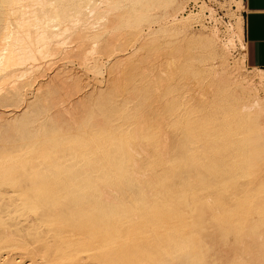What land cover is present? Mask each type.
<instances>
[{"label":"rangeland","instance_id":"1","mask_svg":"<svg viewBox=\"0 0 264 264\" xmlns=\"http://www.w3.org/2000/svg\"><path fill=\"white\" fill-rule=\"evenodd\" d=\"M22 1L20 0V3L18 4L21 5L22 3H24L25 6H27L26 7L27 9L24 8L26 10L18 11L17 14H15V16L24 17L26 15L24 18L26 17L32 18V20L29 21L30 23L33 21V17L34 18L38 17L39 20L40 18H42L41 21L37 19L38 21L32 22V23L34 24L39 23L38 25H40V22H41L42 23L41 25H44L42 27H40L41 25L37 27V25L35 24L36 29H34L33 26L35 25L30 24V23L26 24L25 27L27 29L31 28L28 30H32L30 31L31 36H28L30 38H28L27 36L26 38L28 40L30 39V41L32 40L31 42H33V38L36 39L35 37H37L35 36L36 34L34 33L38 32L39 29L41 31L43 27L45 28L46 26H49L52 23V22L49 23L50 22L49 20L51 19L50 17L52 14V11H51L53 9L52 7L55 5L56 2H54V0H41L38 2L39 4L36 3V1H35L36 4H34V2L31 0H22ZM146 1L148 3L153 4V6H155L156 9L150 11L152 16L150 15L147 18H144V19L142 18L137 21L136 16H135L137 13V9L140 7L142 2H146ZM100 2H101V5L99 4ZM104 2H105L104 0H61L60 8L64 11V18H63L61 26L62 27L66 26V29L65 31L63 30L64 32L62 31L60 35H57L56 37H54V40L51 39L50 41L51 44L53 43L56 44V42L58 41L62 42V43H59L60 52L56 54L47 55V57L46 56L42 57L39 55L41 59L46 58L43 60L38 59L39 56L36 55L34 58L36 59V62L35 60L32 61L30 59L31 61L30 63L29 60H26L27 61V62L25 61L26 63L23 62L20 64L21 67L20 66L19 67L21 69L18 68V65L11 69V73L16 74V75L13 74L15 77L19 74V77L17 76L18 80L14 78L13 76L14 79H12L11 77L10 78L11 81L16 80V82L18 81L17 83L19 84H20L19 81L22 82L26 80V82H28V83L22 82L19 85L14 81V83L20 86L21 90L24 88L23 85L25 86V88L28 87V89L24 88L25 91L22 90L24 91V93L27 91L25 93V96H26L25 98H24V95L23 96L21 95V94H24L22 91L19 92V95H21L22 97L19 95L11 96L9 94H8L9 97L8 96H7L8 98L6 97L5 93L7 94V91H8L7 88H10L11 85H14V83L9 80V76L7 77L8 81L6 79H5L6 82H4L5 80L3 81L5 84L3 82L1 83L0 89L2 90L3 88V90L5 91L6 89V91L4 92L3 90L2 91L0 90L1 92H3V93H0L1 97L5 96L2 100L0 99V112H2V115L0 113V132L2 131L0 133V161L8 156H16L14 161L6 162L5 164L10 165V166L25 165L23 169L20 167H16V168H13L9 173L10 177L11 175L12 177H15V176L18 177L17 174L19 172L26 173V175H24L25 179H23L24 177L23 178L20 177L18 179L19 182L17 181V184L18 183L20 184V181L22 180L23 182L26 183L28 182L29 179H33V178H35L36 180L43 179L45 183L44 185H46L48 188L53 189L54 184H55L54 181L58 180V177L52 178V176L49 175L50 171L53 172L54 170H57L56 173H59V174L60 172H63V171H66L68 173L67 167L59 166V167L53 168L50 165L51 163L48 161V158L54 154V148H55L54 146L63 147L65 144H67V139L72 138V139H76V141L77 140L84 141L85 143L83 146L85 147L84 150H88L89 148H91L94 143L95 144L99 143L102 145L103 148H108L109 147L108 142L106 141L107 143L106 144L104 143L103 140H101L102 135L105 132H108L110 128L114 130V128L116 127L119 129V131L122 129L121 137L125 138V141H126L125 142L126 147L125 145H123V148H125L123 149V152L125 151L124 152L125 156L123 159H127V160L122 159L121 164L123 166L125 165L128 169L134 168L138 171L139 170L141 171L143 168L144 170L142 171H144V173H141V174L149 173L150 175V172L156 175L159 174L161 167H163L161 165L167 162L169 158L171 157V154L169 155V153L172 152L173 148L181 146V145L191 150V152L194 150L193 151L194 154H199L202 150L204 151V148H205V150L208 151L206 152V159L209 161V159H211L209 158L210 156L212 155L217 156L214 150L217 148L213 149L209 147L208 149L207 145L205 144V140L208 138L206 134V130L211 121H213L215 130L217 128H221L222 130L223 123H221L222 125H219L218 123L223 120L222 118L223 116L230 117V116H233L234 114L233 119L231 117L226 120L228 123L227 126L230 124L229 122L231 120H233L231 121V123L234 125V123L237 121V117H238V120H241L244 118V120L248 121L249 119L253 118L257 114L256 112L260 110L259 107L264 108V106H262L264 105V83H262L258 78L259 75L264 72H260L258 68H254L248 65L246 61V55H245L246 45H244L243 40L235 41L234 43L235 46L233 48L234 51L232 52V54L229 53L228 47L222 42V41H225V39L228 37L227 32H226V29H227V25H226L227 23L225 22L226 18L227 20H229L228 23H230L231 25L234 24L235 30L239 33L240 37H242L241 12H242L243 7H242L241 0H179V2H177V4H175L174 7H170V6H172V4L175 3V0H140V1L139 0H116V5L115 4L114 5L116 6L117 10H115V7H114V11H112L113 9L109 11L112 13H109L107 11V7L109 6H106V4H103ZM190 2H195V8L187 10V6ZM48 4H49V7H48ZM232 4H234L236 10H233ZM206 6L210 7L209 9H213L211 10L212 15L206 12L207 11V8H205ZM19 12L22 13V15L24 13V15L22 16ZM42 13L45 14V17ZM30 14H32L33 16H31ZM114 14H116V16ZM111 15L114 18L112 17L111 19ZM42 21L48 22V23H43ZM12 28H15V26L12 25ZM35 30L37 31L35 32ZM76 32L79 35L78 34L75 35ZM80 34H82L81 37H80ZM24 37L25 36H22V37L20 36L21 38L20 43L22 45H23L22 43L23 40L26 43L28 42L26 38L22 40V38ZM75 37L77 38L75 39ZM205 38H208L210 40L206 41ZM122 40H123V43H121ZM35 41L37 42V40H34V42ZM124 41L126 43H124ZM34 42L32 46H34L35 48L37 44ZM79 45H82V46H79ZM102 47L104 48V50L102 49ZM105 48H106L107 53L104 52ZM100 49H102L103 51H101ZM67 54L68 56H64ZM82 54L83 55L86 54L85 56L87 58L85 56H84L85 59L83 57L82 58L79 57ZM82 60L84 61L82 62ZM33 62L35 63V65H30L29 67V64H34ZM173 65L175 68L173 67ZM34 67L35 68L39 67V69L38 70L36 69V71L34 72L33 71L35 70ZM171 67L173 68L171 69ZM24 68H25L24 71H27L30 73V74L28 73L29 75H27L26 77L25 75L27 74V72L23 75H20L21 74L20 71H23ZM41 69H42V72H41ZM30 70H32L33 72H31ZM2 72L3 70H1L0 76H2L5 73V72L3 73ZM12 74H10V76H12ZM35 75L36 76L38 75L36 79L34 78ZM28 76L31 77V79H28L29 78ZM224 76L227 77V80L225 79V81H223ZM20 77H23L24 79ZM32 78H34L33 80L34 82L32 81ZM30 80L33 82V84L30 83L32 85H29ZM37 86L38 88H41V89L37 88L39 92L35 88ZM52 87L53 88L55 87V89H53ZM52 91L55 92L53 95L51 94ZM71 92H72L73 97L70 94ZM51 95H52V98H51ZM44 96L45 98H43ZM65 97L67 98L69 97V98L67 99ZM61 99L66 103H64ZM252 99H253V102H252ZM12 100L13 101L17 100V103L14 101L16 104V106L14 104V107H12L11 106L12 104H10V103H13ZM26 100H30V101H26ZM60 100L63 103L60 102ZM244 100L245 102H248V103H245ZM18 101L20 102L18 103ZM42 101L45 102L46 106L44 102ZM240 101H242L246 105L242 107L241 106L242 102ZM46 102H48L49 105ZM50 102H52L51 105H50ZM73 102L76 105H74ZM71 105L73 107H71ZM236 105L240 109L235 108V112H233L234 106ZM23 106H26V107H23ZM85 106H86V110H85ZM220 106L221 108L219 109ZM224 106L226 109L222 108ZM226 106H228L229 110ZM18 107H19V110H15ZM72 109L74 113L72 112ZM77 110L79 114L77 113V115H75ZM82 110H84L85 112ZM93 110L96 112L93 113L94 112ZM214 110H217L216 113L214 112ZM226 110L227 112H229L228 113L229 115H227ZM55 111H57V114ZM58 114L59 115L61 114V115L59 116ZM71 114H74L73 117ZM235 114L237 116H235ZM92 115L96 116L99 120L101 119L100 121L102 123L101 125L102 127L99 126L100 122L98 119H97L98 122L94 119V117L92 118L93 120L91 119ZM106 115L108 116V118ZM111 115L113 116L111 117ZM120 115H122L123 118H121ZM162 115L163 117H161ZM218 115H222V117L221 116L219 117ZM69 116H71L72 118L71 117L69 118ZM77 116L79 117L77 118ZM81 116L83 117L81 118ZM126 116L127 118L129 116H131V118L134 117L133 118L134 122L128 121L130 117L127 119ZM113 117L115 119L118 117L119 119L117 118L118 119L117 121L115 119L112 120ZM135 117H136V120H135ZM158 117L159 118L161 117V118L159 119ZM124 118H126V123L128 121V124H125V121H123ZM176 118L179 119L180 121L179 120L177 121ZM57 119H58V122H57ZM120 119L123 122H120ZM69 120L70 121L76 120V123H74L75 124L74 127L73 126L70 127V125H72V122L70 124ZM135 121H138L136 123L138 126H140V124L142 126L143 124L142 126L144 127L143 129L142 127L141 128L139 127L141 131L138 127L136 129ZM146 122H148L147 125H146ZM151 122L152 124L155 123L154 124L155 127L154 126L152 127ZM67 123H69L70 125ZM94 123L98 125L95 126ZM144 123L146 126H144ZM117 124L119 125L117 126ZM232 124L228 126L231 129L233 127ZM63 125L66 127H63ZM176 125H177V130H175ZM91 126L93 127L91 128ZM94 126L95 127L98 126V127L94 128ZM180 127L183 128L184 132L182 131V129H180ZM131 128L132 129L134 128L133 131ZM71 129H73V131ZM157 129H158V132H157ZM68 131L70 133L71 132H74V133H71V136H70ZM123 131L126 133H124ZM130 131L132 133L129 135ZM62 132H65L68 135L67 134L64 135V133L62 134ZM173 132L175 133L173 134ZM135 133L137 136L132 135ZM179 133H180V136H179ZM184 134L186 135L183 136ZM202 134H203V137H202ZM167 135L171 141L170 143L169 141L164 140L167 138L166 137ZM159 136H160V140H159ZM186 136H188L187 139H185ZM205 137L206 139L204 140ZM174 138H176V140ZM181 138H184L187 141L185 142L184 139L182 140ZM193 138L194 139L196 138L195 140H197L196 141L197 145L194 147H198L199 145L201 149L203 148L202 150L200 148L193 149V145L196 144ZM141 139H144V141L142 140L143 144L141 142ZM162 139L166 141L165 142L166 148H164L163 146L164 144L160 145V143L163 142L161 141ZM127 141L129 143L131 142L133 145V147H131L132 148L131 154H130V150L127 149V148H130L128 147V145H130L131 143L129 144ZM167 142L169 144H167ZM87 144H89L90 147ZM134 144H137L136 145L137 147ZM74 145H73V148L71 147L68 152H70L71 154H75V153L79 154L82 151V148H80V146H77V144H74ZM142 145H143V148L141 147ZM218 146L222 148L221 145H218ZM158 147L161 148L160 151H158L159 150ZM28 149L31 152H35V155L37 156H34L33 159L29 161L19 160L18 156H21L22 154H24ZM133 149H135V152L137 149L139 150V151L137 150V152L139 153V154L136 153L137 156L136 154L133 153ZM211 149L212 151H210ZM167 150L169 153L167 152ZM220 151L218 152L220 153ZM140 152L142 155H140ZM147 152L149 155L147 154ZM144 153L148 157H144L146 156ZM213 156H212V159H213ZM139 157H141V159ZM90 158L91 156H89V159ZM135 159L138 164V168L137 166L135 168V166L132 164V160H135ZM212 159L208 162L209 164H211ZM90 161H93V160H90ZM86 162L87 160L80 161L79 157L71 158L69 160L64 161L65 164H69L70 166H83L84 168L83 167H79V168L81 170L83 169L87 170V172H89V170L90 172H93V168H95V165L93 163H91L92 165L87 164ZM102 162L104 164L107 163L106 160ZM150 162L152 166L151 164H149ZM30 163L34 164L33 165L34 169H38L39 171H41L40 174H38L37 176L33 178L28 177ZM153 164L155 166H153ZM42 165L46 167L47 169L42 167ZM86 165L88 166L86 167ZM232 165L234 166V164ZM232 165L230 164V166ZM157 166L160 169H158ZM191 170L192 171H190V173L193 176L195 173H197V175L199 173L201 174L200 176H202V170H199V169L197 171L193 169ZM213 171H214L213 174L219 175V173L216 170L213 169ZM43 176L44 178H42ZM200 176L198 175L197 177H200ZM194 177H196V175ZM139 178L142 179V178H150V177H145L141 175V177H138V179ZM145 180L148 181V179H145ZM222 180H223V186H224L223 189H225L224 191L226 190L228 191L230 189L232 190V188L228 185L227 179H222ZM48 182L51 183V185H49ZM209 183L210 181L206 184L205 187H203L204 189L202 188L204 190L202 196L204 195L203 196L204 198L213 200L216 197V193L212 191L214 189V186ZM224 183H226V185ZM25 185L23 184L22 187L24 186L25 188L27 186ZM196 185L193 187L198 188L199 187L198 184ZM7 189L8 191L10 190L9 191L10 194L6 193ZM11 192L12 194L13 193L14 194L12 195ZM205 192L208 194H206ZM17 193H18L17 187H15L14 185L8 182L0 181V197H1L0 198V210H2V212L0 211V222H1L0 227H2L0 228V232L1 233L3 232V234L6 228L7 229L10 228L11 232L12 230L14 231L15 229V225H14L15 221L13 220H15L16 218H13L14 216L12 217L13 213H11L10 211L8 212V209L10 208L9 203H14L15 202L14 200H16L17 202L20 200V198L22 200L23 196L21 195L19 196ZM37 194L42 195V196H47L50 198L54 196V192L47 188H45V190H42L41 192H38ZM16 197H18L19 200ZM226 198L224 200V204L226 208H228V211L230 210L231 212L235 211L237 213L236 217L239 220H242L244 218H247L250 221L253 220L252 222L256 223V226H257L256 228H258V225H259V228L257 229L258 233L256 229L254 228L255 233H257V235L259 236L264 235V216H259L256 214L249 215L246 211V208H244L242 204L243 201L241 202V200H239L240 198L238 199L234 195L230 194L228 197L226 196ZM21 200L19 202H21ZM233 200L234 201L236 200V202L234 203L236 205L231 203V201L234 202ZM3 201H4L3 203L4 205L1 203ZM5 202L8 204V206L5 205ZM3 207L5 210H3ZM3 215L7 216L8 218L4 217ZM22 215L24 216V214ZM9 216H10V219H9ZM23 216H21L20 218H22ZM37 216L40 217L39 214ZM25 217H28V216H25ZM6 222H11L14 227L10 226L8 228L9 223L6 224ZM11 223L10 225H12ZM237 225H238V230L242 231L243 228L239 226L240 224L237 223ZM3 228L5 229L3 230ZM9 230H7L8 233H9ZM10 235H7V236L9 237ZM229 235H227V239L229 240V242H231L232 240H234L233 238L235 236L233 234H229ZM258 240H259V243H257L254 246L256 248L255 253L258 256L260 255V259L262 260L261 264H264V258H262L264 257V254H261V252H264V236H261L260 239ZM16 242L17 241H15V243ZM23 243H27V242L24 241ZM31 245L29 244L28 246H31ZM34 245H36V243ZM0 252H1L0 255H2L0 256V261H1V257H2V260L4 259L3 261L0 262V264L1 263L2 264H10V263L23 264L27 259H29V257L32 256L25 249L23 250V249H19L16 247H7V248L5 247L3 249H0ZM2 252H5L4 254H6L5 255L6 257L4 256ZM222 254H226V251L223 250ZM81 257H83L81 258V260L83 259V261H81L80 258L79 259L75 258L72 260H66L65 261L66 263L64 262V264H67L69 262L71 264L73 263L82 264V263H85L84 258L87 264H93L90 258L88 260V258L85 256H81ZM208 259H211V258L209 257ZM243 263L248 264L246 262H243ZM33 264H37V261L34 262Z\"/></svg>","mask_w":264,"mask_h":264},{"label":"bare ground","instance_id":"2","mask_svg":"<svg viewBox=\"0 0 264 264\" xmlns=\"http://www.w3.org/2000/svg\"><path fill=\"white\" fill-rule=\"evenodd\" d=\"M31 1H33L34 4H36L41 0H31ZM35 1H36V3H35ZM104 1L105 2L103 4H106V6H109V7H107L108 12L111 11L112 9H113L112 11H114V7H115V10H117V8L115 6L116 0H104ZM22 2H24V1H22ZM54 2H56V3L53 7L51 6L53 9L51 10L52 11V14L50 17L51 19L49 20L50 21L49 23H51V22L52 23L49 26H46L45 28L43 27L41 31L39 29L40 32L39 31L36 32L37 30H35L36 33H34V34H36L35 36H37V37H35L36 39L33 38V42H34V40H37V42L36 41L34 42L37 45L35 44L36 46L34 48V46H32L33 45V42H31L32 40L30 41V39L28 40L26 38V36L27 37L31 36L30 31H32V30H28L31 28L27 29L25 27L26 24L30 23L29 21L32 20V18H29V17L24 18L26 15L24 17L15 16V14H17L18 11L26 10L27 6H25L24 3L19 5L18 3H20V0H0V73H1V70H3V72H5L2 76H0L1 77L0 78L1 79L0 80V86H1V83L5 79L6 80L8 79L7 78L8 76H9V80L11 77H12V79H14V78L17 79V76L19 77L18 73H17L18 75L16 77L14 76V75H16L15 73H13L14 75L11 73V69L13 67L18 65V68H20L21 67L20 64L23 62L26 63L27 62L26 60H29V62L31 63L30 59L32 61L35 60V62H36V59H34L36 55H38V56L40 55L42 57H44V56L47 57V55L56 54V53L60 52V49H59L60 44L59 43H62V42L58 41V42H56V44H54V43L51 44L50 41H51V39L54 40V37H56L57 35H60L63 30L65 31L66 26H64L65 28L61 26L63 18H64V11L60 8L61 0H54ZM177 2H179V0H177V1L175 0V3L172 4V6H170V7H174L175 4H177ZM99 4L101 5V2ZM48 7H49V4H48ZM170 7H169V9H170ZM242 7H243V5H242ZM24 8H26V9H24ZM205 8H207L206 12H208L210 15H212L211 10H213V9H209L210 7H208V6H206ZM232 8H233V10H236L234 4H232ZM155 9H156V7L153 6V4L148 3L147 1L142 2L140 7L137 9V13L135 15L137 21L139 19H142V18L144 19V18L149 17L151 15L150 11L155 10ZM107 13H105V14H107ZM109 13H112V12H109ZM20 14L22 15V13H20ZM32 14H30V15L33 16ZM23 15H24V13H23ZM43 15L45 17V14H43ZM114 15L116 16V14H114ZM112 17L113 16L111 15V19H112ZM37 19H38V17L37 18L33 17L32 22H36L39 20V19L38 20ZM41 19L42 18H40L39 21H41ZM48 19H49V17H48ZM32 22L30 24H33V25L36 24V23L34 24ZM42 22L48 23V22H44V21H42ZM38 24H36L37 27L40 26L42 23L40 22V25H38ZM12 25H14L15 28H12ZM36 25L33 26L34 29H36L35 28ZM42 26H44V25H41L40 27H42ZM213 30H215V29H213ZM77 32L75 35H77L79 33V32L78 33ZM226 32H227L228 37L225 39V41H222V42L228 47L229 53L232 54V52L234 51L233 48L235 46V44H234L235 41L236 40H238V41L243 40V28H242V37H240L239 33L235 30L234 24L233 25L229 24L227 26ZM32 34H33V32H32ZM81 35L82 34H80V37H81ZM20 36L21 37L25 36L24 38H22V40L26 38V40L28 42L26 43L23 40V42H22L23 45H22L20 43L21 42ZM60 37H58V38H60ZM28 38H30V37H28ZM68 38H69V36H68ZM76 38L77 37H75V39ZM205 40L209 41L210 39L205 38ZM119 41H118V43H119ZM73 42H74V40H73ZM121 43H123V40ZM124 43H126V42L124 41ZM203 43H204V41H203ZM117 45H119V44H117ZM79 46H82V45H79ZM79 46H78V48H79ZM91 47H93V46H91ZM102 49L104 50L103 47H102ZM102 49H100V50L103 51ZM75 50H76V48H75ZM79 52H78V54H79ZM104 52H106V48H105ZM103 54H105V53H103ZM85 55L82 54L79 57L84 58ZM40 56L38 57V59H40V60L46 59V58L41 59ZM64 56H68V54L64 55ZM62 58H64V57H62ZM76 58H74V59H76ZM173 58H174V56H173ZM223 60H225V59H223ZM83 61L84 60H82V62ZM30 65H35V63L29 64V67H30ZM174 65H173V67H174ZM173 67H171V69ZM34 68H32V69H34ZM36 69L38 70L39 67H36L35 70H33V71L35 72ZM24 70H25V68L23 69V71H20L21 72L20 75H23L27 72ZM30 71L33 72L32 70H30ZM58 71H60V70H58ZM64 71H65V69H64ZM259 71L264 72V70H262V69H259ZM41 72H42V69H41ZM28 73L29 72H27L25 77L30 74V73L29 74ZM10 74H12V76H10ZM38 75L37 76L35 75L34 78L36 79V77H38ZM13 76H14V78H13ZM23 77H20V78H23ZM54 77H55V75H54ZM20 78H19V80H20ZM34 78H32V81L34 80ZM258 78L262 83H264V73H261ZM28 79H31V77H29ZM61 79H62V77H61ZM225 79L227 80V77L224 76L223 81H225ZM6 80L4 82H6ZM14 81L16 82V80H14ZM14 81H11V82L14 83ZM32 81L30 80L29 85L33 84L34 81L33 82ZM19 82L21 84L22 82H26V80L22 81V82L19 81ZM16 83H14V85H11V83H10L11 87L9 86L10 88H7V90H8L7 94L5 93L6 97L8 96V94L11 96H17V95H19L20 91H22V90L25 91V89H28V87L25 88V86L23 85V87L25 89L22 87L23 89L21 90L20 86H19L20 84L17 83V84H19V85H17ZM26 83H28V82H26ZM30 83H32V84H30ZM50 83H52V82H50ZM65 85H67V84H65ZM55 87L54 88L52 87V88L55 89ZM58 87H57V89H58ZM35 88L37 89L38 86ZM38 89H41V88H38ZM38 89H37V91H38ZM2 90H3V88H2ZM1 91H0V93H3ZM5 91H6V89H5ZM24 91H22V92L24 93ZM40 92H42V91H40ZM52 92H51V94L53 95L56 91L53 93ZM25 93L21 94L22 96L24 95V98L26 97ZM70 94L72 96V92ZM21 95H19V96H21ZM52 95H51V98H52ZM4 97L5 96L1 97V95H0L1 100ZM43 98H45V96ZM65 98H67V97H65ZM17 100H14V101L17 103ZM61 100H60V102L63 101V100L62 101ZM64 100H66V99H64ZM245 100H244V102H245ZM14 101H13V103H10V104H12L11 105L12 107H14V104H15ZM26 101H30V100H26ZM19 102L20 101H18V103ZM42 102H44V101H42ZM240 102H242V101H240ZM252 102H253V99H252ZM25 103H27V102H25ZM46 103H48V102H46ZM51 103L52 102H50V105H51ZM64 103H66V102H64ZM75 103H74V105H76ZM245 103H248V102H245ZM245 103L242 102L241 106L242 107L245 106L246 105ZM22 104H23V102H22ZM44 104H45V102H44ZM238 104H240V103H238ZM48 105H49V103H48ZM15 106H16V104H15ZM20 106H22V105H20ZM45 106H46V104H45ZM262 106H264V105H262ZM23 107H26V106H23ZM71 107H73V106L71 105ZM226 107L228 108V106H226ZM66 108H67V106H66ZM220 108H221V106L219 107V109ZM222 108H225V106ZM235 108H239V107L237 105L234 106L233 112H235ZM73 109H72V112H73ZM239 109H238V111H239ZM259 109L260 110L258 112H256L257 114L254 117L252 116L253 118L250 117L251 119H249L248 121L244 120V118L241 120H238V117H237V121L235 123L233 122L234 123V125H233L231 123V121H233V120L230 119L231 121L230 122L228 121V122L230 123L229 125H231V124L233 125L232 129L228 127L229 125L227 126L228 123L226 120L228 118H231V117L233 119L234 114H233V116H230V117H227V116L222 117V115H218L219 117L221 116L223 118V120H222L223 122L220 121L218 123L219 125H222L221 123H223L222 130H221V128H217L215 130L214 125H213V121H211L209 123V125L207 124L208 127L206 130V134H207L208 138L207 139H206V137L204 138V140L206 139L205 144L207 145L208 149H209V147H211L213 149L217 148V149H214L215 154H217V156L212 155L213 159H212V156L209 157L212 159L211 164L208 163L211 159H209V161L206 159V152H208V151L205 150V148L203 151L202 150L203 148L201 149L199 147V145H198V147H194L197 145V143H196L197 140H195L196 138L195 139L193 138L195 140V143H196L195 145H193V149L194 148H200L202 151L199 154H194L193 149H192L193 150L192 151L193 153H192L191 150H189L188 148H185V146H182L181 144H180L181 146L173 148L172 152L170 150L171 153H169L167 150L169 155L171 154V157L169 158L168 161L166 160L167 162H165V163H163V165H161L163 167H161V170H160L159 174H157V175L152 174L150 171H148V172H150V175H149V173L148 174H141V173H144V171H142V170H144L142 167H141L142 170L138 171L134 168L128 169L125 165L123 166L121 164L122 159L125 156V153H124L125 151L123 152V149H125V148H123V145H125L126 141H125V138L121 137L122 129L119 131V129L117 127L114 128V130L112 128H110V130L108 129L109 131L105 132L102 135L101 140H103L104 143H106V141L108 142V146H109L108 148H103L102 145L99 143H96V144L92 143L93 146L91 148H89L88 150H84V148H85V147H83L85 144L84 141H81V140L76 141V139H72V138L67 139V144H65L63 147L54 146L55 147L54 148V154L48 158V161L51 163L50 165L53 168L59 167V166L67 167L68 173L66 171H63V172H60V174H59V173H56L57 170H54L53 172L50 171L49 175L52 176V178L58 177V180L54 181L55 184H54L53 189L48 188L46 185H44L45 183H44L43 179L36 180L35 178H33V177L37 176L38 174H40L41 171H39L38 169H34L33 168L34 164H31V163L29 164V171H28L29 175H28V177H31L33 179H29L30 181L28 180V182H26V183L23 182V180H22V181H20V184L19 183L17 184L18 179L20 177L23 178L24 175H26V173L25 172H21V173L19 172L17 174L18 177H16V176L12 177V175L10 177L9 173L13 168L20 167L23 169L25 167V165L10 166V165L5 164L6 162L14 161L16 156H8V157L2 159L0 161V179H1L0 181L8 182V183L14 185L15 187H17V191H18L17 194L19 196L20 195L23 196V198H22V200L20 198L21 202H19L20 201L19 198L16 197L19 200V201H17L19 203H17L16 200H14L15 201L14 203L8 202L9 206H10V208L8 209V212L10 211L11 213H13L12 217L14 216L13 218H16L15 220H13V221H15V223L12 221L15 225V229L13 228L14 231L12 230V232H11V229L9 227L10 226L12 227L13 224L11 222H6V224L9 223L8 228L10 230L6 228V230H5L6 233H5V231H4V234H3V232L2 233L0 232V249H3L5 247L6 248L7 247H16V248L23 249V250L25 249L32 256L29 257V259H27L23 264H33L36 261H37V264L38 263L39 264H64V262L66 260H72V259L77 258L78 256H80V257H78L77 259L80 258V260H81V258H83L81 256L87 257L88 260L90 258L92 260V261L91 260L90 261L93 264H245L243 262H246L248 264H261L262 260L260 259V255L258 256L255 253L256 248L254 247L257 243H259L258 239H260L261 236H264V235H261V236L257 235V233H258L257 229L259 228V225H258V228H256L257 227L256 223L252 222L253 220L252 221L248 220L247 218L239 220L236 217L237 213L235 211L231 212V210L228 211V208H226V206L224 204V200H225L226 196L228 197L231 194V195L236 196L238 199L240 198L239 200H241V202L243 201L242 204H243L244 208H246V211L249 215L256 214L259 216H264V215H262V214H264V108L259 107ZM15 110H19V107ZM85 110H86V106H85ZM217 110H214V112L216 113ZM228 110H229V108H228ZM82 111H84V110H82ZM82 111H80V112H82ZM219 111H218V113H219ZM230 111H232V110H230ZM55 112L57 114V111H55ZM95 112L96 111H94L93 113H95ZM226 112H227V110H226ZM0 113L2 115V112H0ZM60 113H61V111H60ZM77 113H78V110L75 113V115H77ZM93 113H91V114H93ZM228 113L229 112H227V115H229ZM249 113H251V112H249ZM66 114H68V113H66ZM238 114H239V112H238ZM71 115L73 117L74 114H71ZM83 116H81V118ZM112 116L113 115H111V117ZM120 116H121V118H123L122 115H120ZM235 116H237V115L235 114ZM70 117L71 116H69V118ZM78 117L79 116H77V118ZM93 117L97 121L98 118L96 116L92 115L91 119ZM129 117H128L129 118L128 121L134 122V120H133L134 117L133 116H132L133 118H131V116H129ZM161 117H163V115ZM60 118H59V120H60ZM107 118H108V116H107ZM117 118L115 119L113 117L112 120L115 119L117 121L119 119V118L118 119ZM126 118H127V116H126ZM126 118H124L125 120L123 119V121H125V124H128V121L126 123ZM73 119H75V118H73ZM100 120H99V122H100L99 126L102 127L101 126L102 123ZM135 120H136V117H135ZM178 120L179 119H177V121ZM218 120H219V118H218ZM73 121H75V122H73ZM123 121L120 119V122H123ZM204 121H206V120H204ZM57 122H58V119H57ZM69 122H70V124L72 122V125H70L69 123H67V124H69L70 127L71 126L74 127L75 126L74 123H76V120H72V121L69 120ZM133 122H131V123H133ZM137 122L138 121H135L136 129H137V127L141 128L143 126V124H142V126H141V124H140V126H138L136 124ZM152 122H153V120H152ZM152 122H151V124H152ZM181 122H183V121H181ZM147 123L148 122H146V125H147ZM164 123H165V121H164ZM154 124L155 123L152 124V127L154 126ZM178 124H180V123H178ZM182 124H184V123H182ZM96 125H98V124H95V126ZM113 125H114V123H113ZM118 125L119 124H117V126ZM123 125H124V123H123ZM146 125L144 123V126H146ZM177 125H176L175 130H177ZM95 126H94V128L98 127V126L97 127H95ZM130 126H131V124H130ZM182 126H184V125H182ZM63 127H66V126L63 125ZM92 127L93 126H91V128ZM132 127H133V125H132ZM149 127H151V126H149ZM162 127H164V126H162ZM143 128L144 127H142V129ZM61 129H62V127H61ZM68 129H70V128H68ZM133 129H132V131H133ZM158 129H157V132H158ZM180 129H182V131H183V128L180 127ZM71 130L73 131V129H71ZM140 131H141V129H140ZM65 132H62V134L64 133V135H66L67 133H65ZM75 132H77V131H75ZM157 132H155V133H157ZM175 132H173V134ZM68 133L71 136V133H74V132L70 133L68 131ZM124 133H126V132H124ZM131 133L132 132L130 131L129 135ZM197 133H198V131H197ZM203 134H202V137H203ZM132 135H136V133L132 134ZM185 135L186 134H184L183 136H185ZM179 136H180V133H179ZM166 137L167 138L164 140L169 141V143H170L171 141L168 138V135ZM173 137H174V135H173ZM187 137L188 136H186L185 139H187ZM174 139L176 140V138H174ZM181 139L183 140L184 138H181ZM185 139H184V141L186 142L187 140H185ZM142 140L144 141V139H141V142H142ZM159 140H160V136H159ZM164 140L163 139L161 140L163 142L160 143V145L164 144L163 146H164V148H166L165 147L166 141H164ZM191 140H192V138H191ZM169 143L167 142V144H169ZM74 144H77V146H80V148H82V151L79 154L78 153L77 154L76 153L71 154L70 152H68L71 147L73 148ZM142 144H143V142H142ZM87 145H89V144H87ZM134 145L136 146L137 144H134ZM189 145H191V144H189ZM214 145H215V147H214ZM218 145H221L222 148H220ZM89 147H90V145H89ZM125 147H126V145H125ZM128 147H130V148L133 147L132 143L130 145H128ZM141 147L143 148V145ZM189 147H191V146H189ZM130 148H127V149L130 150V154H131L132 148L131 149ZM219 148L221 149V151ZM76 149H77V147H76ZM158 149H159L158 151L161 150V148H159V147H158ZM162 149H163V147H162ZM168 149H170V148H168ZM137 150L135 152V149H133V153L134 154L138 153ZM143 151H144V149H143ZM210 151H212V149ZM218 151H220V153ZM148 152H147V154H148ZM140 155H142L141 152H140ZM34 156H37V155H35V152H31L28 149L24 154H22L21 156H18V158H19V160L29 161V160L33 159ZM64 156H65V158H64ZM89 156H91L90 159H89ZM136 156H137V154H136ZM75 157H79L80 161L87 160V162H86L87 164L93 163L95 165V168H93V172H90V170H89V172H87V170L83 169L84 168L83 166H70L69 164L64 163L65 160H69V159L75 158ZM144 157H148V156L146 155ZM139 158L141 159V157H139ZM90 160H93V161H90ZM104 160L107 161L106 164H104L102 162ZM123 160H127V159H123ZM138 161H140V160H138ZM139 163H141V162H139ZM132 164L135 166V168H136V166L138 168V164L136 162V159L132 160ZM149 164H151V162ZM230 164L231 165L234 164V166L233 165L230 166ZM87 166L88 165H86V167ZM151 166H152V164H151ZM153 166H155V165L153 164ZM42 167H44V166L42 165ZM79 167H83L82 169L86 172L81 170ZM44 168L47 169L46 167H44ZM158 169H160V168L158 167ZM191 169H193L195 171H197L198 169L202 170V176H200L201 174L198 173V175L200 177H197L198 176L197 173L194 172L195 173V174L193 173L194 176L196 175V177H194L190 173V171H192ZM213 169L216 170L219 173V175L213 174V172H214ZM63 170H65V169H63ZM141 175L145 176V177H150V178H142V179L139 178L138 179V177H141ZM42 178H44V176ZM23 179H25V177ZM145 179H148V181H146ZM222 179H227L228 185L232 188V190L230 189L228 191L227 190L224 191L225 189H223L224 186H223V180ZM209 181H210L209 184H212L214 186V189L212 191L216 193V197L213 200H209V199L204 198L203 197L204 195L202 196L203 191H204L203 187H205ZM21 182H23V183H21ZM23 184L24 185L26 184L27 186L25 185L26 187L24 188V186L22 187ZM48 184L51 185V183H49V182H48ZM196 184H198L199 187L198 188L195 187L196 188L195 189L193 186H195ZM224 184L226 185V183H224ZM45 188L53 191L54 196H52L50 198L47 196H42V195L37 194L38 192L45 190ZM7 191H8V189L6 190V193L8 194L10 190L8 192ZM11 194H12V192H11ZM206 194H208V193H206ZM5 199H7V198H5ZM235 202H236V200L234 202L231 201L232 204H234ZM1 203L3 204L4 201ZM5 205L8 206V204L6 202H5ZM234 205H236V204H234ZM1 209H2V207H1ZM3 210H5L4 207H3ZM0 211L2 212V210H0ZM236 211H237V209H236ZM22 214H24V216ZM38 214L40 215V217L37 216ZM3 216L7 217L5 215H3ZM21 216H23V217L20 218ZM25 216H28V217H25ZM3 218H2V220H3ZM9 219H10V216H9ZM3 222H4V220H3ZM256 222H258V221H256ZM10 223L12 225H10ZM237 223L240 224L239 226H241L243 228L242 231L238 230ZM0 226H1V222H0ZM241 227H239V228H241ZM0 228H2V227H0ZM254 228L256 229L257 233H255ZM4 229L5 228H3V230ZM7 230H9V233L7 232ZM22 234H24V235H22ZM229 234H233L235 236L233 238L234 240H232L231 242H229V240L227 239V235H229ZM7 235H10V236L8 237ZM229 237H230V235H229ZM22 240H24L27 243H23L24 241H22ZM28 240H29V242H28ZM15 241H17V242L15 243ZM28 243L30 245L32 243L33 244L31 246H28L29 245ZM35 243H36V245H34ZM223 250L226 251V254H222ZM2 253L4 254L5 252H2ZM261 254H264V252H261ZM5 255L6 254H4V256ZM0 256H2V255H0ZM209 257L211 259H208ZM262 258H264V257H262ZM3 260L1 257V261H3ZM81 261H83V259ZM84 262L85 263H82V264H87L85 258H84ZM10 264H12V263H10ZM67 264H71V263L69 262Z\"/></svg>","mask_w":264,"mask_h":264},{"label":"crops","instance_id":"3","mask_svg":"<svg viewBox=\"0 0 264 264\" xmlns=\"http://www.w3.org/2000/svg\"><path fill=\"white\" fill-rule=\"evenodd\" d=\"M243 42L249 66L264 70V0H242Z\"/></svg>","mask_w":264,"mask_h":264},{"label":"built area","instance_id":"4","mask_svg":"<svg viewBox=\"0 0 264 264\" xmlns=\"http://www.w3.org/2000/svg\"><path fill=\"white\" fill-rule=\"evenodd\" d=\"M194 8H195V2H190V3L188 4V6H187V10H189V9H194ZM225 22L227 23V24H226L227 26L230 24V23H228L229 20H227V18H226Z\"/></svg>","mask_w":264,"mask_h":264}]
</instances>
